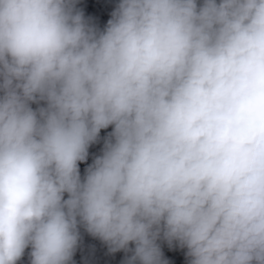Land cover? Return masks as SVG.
I'll list each match as a JSON object with an SVG mask.
<instances>
[{
    "label": "clouds",
    "instance_id": "9594fccd",
    "mask_svg": "<svg viewBox=\"0 0 264 264\" xmlns=\"http://www.w3.org/2000/svg\"><path fill=\"white\" fill-rule=\"evenodd\" d=\"M108 4L0 0V264H264V0Z\"/></svg>",
    "mask_w": 264,
    "mask_h": 264
},
{
    "label": "water",
    "instance_id": "95a60500",
    "mask_svg": "<svg viewBox=\"0 0 264 264\" xmlns=\"http://www.w3.org/2000/svg\"><path fill=\"white\" fill-rule=\"evenodd\" d=\"M165 257L170 260V264H187L183 249L178 247L169 248L167 243L159 241ZM30 248L25 250L24 256L17 264H30V257L28 253ZM125 253H109L107 246L94 237H84L81 240L80 247L74 256L76 264H122Z\"/></svg>",
    "mask_w": 264,
    "mask_h": 264
}]
</instances>
